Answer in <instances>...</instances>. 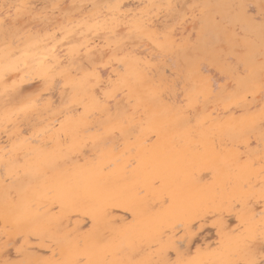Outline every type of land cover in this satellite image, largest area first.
<instances>
[{
    "label": "rangeland",
    "instance_id": "obj_1",
    "mask_svg": "<svg viewBox=\"0 0 264 264\" xmlns=\"http://www.w3.org/2000/svg\"><path fill=\"white\" fill-rule=\"evenodd\" d=\"M53 3L61 7L52 9ZM14 4L34 5L36 11L29 9L17 16L14 7L8 8ZM9 11L11 18L4 24L3 18ZM105 21L109 27L119 25L123 40L119 55L110 53L111 59L105 56L103 62L98 60L89 65L94 72L90 84L74 78L62 79L50 70L51 65L45 60L53 56V49L57 47L56 58L62 59L72 46L82 42L81 32L87 33L98 25L103 27ZM262 23L264 0H0V74L13 70L11 74L21 94H39L44 97L41 109L51 108L43 116L15 123L12 131L19 135L10 139L4 126L8 120L15 122L16 117L10 106L6 109L4 86L0 84V201L20 199L23 190L17 191L12 185L39 152L45 161L35 182L45 186L46 193L39 212L46 210L57 223L38 233L23 231L5 220L0 208V264L22 262L28 255L35 256L38 264L58 262L56 237L60 235L99 233L106 240L110 233L127 231L135 225L136 217L131 210L113 208L109 214L113 221L96 226L84 214L63 211L51 201L48 188L71 166L94 160L100 149L123 153L126 169L135 166L137 126L153 118L173 124L169 134L174 147L183 146L184 137L195 141L196 128L211 123L229 129L222 137L210 136L222 158L218 168L203 164L194 154H191L196 159L194 165L188 166L193 184L208 187L215 199L185 224L172 226L168 232L169 247L154 253L157 248L154 244L146 246V251L153 252L151 260L159 261L156 256L159 253L161 259L175 260L179 255L204 264L240 258L238 249L243 233L239 226L244 224L245 229L258 226L264 212ZM9 25L12 31L6 35ZM126 25L139 30L129 35ZM59 29L65 32V37L54 39L51 34ZM88 38L95 40L94 49L105 43L103 37ZM66 67L75 69L73 65ZM131 69L140 74L133 85ZM23 75L26 79L22 80ZM54 80H59L57 85ZM82 89L97 105L88 113L84 111L85 104L82 105L79 92ZM97 99L102 103H97ZM109 108L113 114H122L123 123L115 134L102 136ZM85 116L87 124L78 129L75 140L65 131L67 120L78 118L80 124V118ZM237 122L248 126L236 131ZM174 130L181 133L180 138H176ZM81 133L94 140L82 137ZM155 141L154 133L146 135V144ZM187 146L198 151L195 143ZM239 167L244 168L239 171ZM152 184L158 187L156 180ZM135 193L141 199L135 206L137 215H145L160 205L152 203L142 186L136 187ZM162 203L165 204L164 200ZM108 255L101 257L102 262H107ZM117 257L122 255L118 253ZM77 262L84 263L85 259L78 257L70 264Z\"/></svg>",
    "mask_w": 264,
    "mask_h": 264
},
{
    "label": "bare ground",
    "instance_id": "obj_2",
    "mask_svg": "<svg viewBox=\"0 0 264 264\" xmlns=\"http://www.w3.org/2000/svg\"><path fill=\"white\" fill-rule=\"evenodd\" d=\"M219 44L218 47L221 46ZM131 70L133 85L139 81L140 74L135 72L134 69ZM39 74H41V70ZM102 74L104 73L102 72ZM57 81L55 85L58 84ZM79 92L82 105L84 106L85 104L84 111L88 113L97 105L91 96L86 94L87 91L85 89ZM85 99L86 101L84 102ZM259 99L261 98L259 97ZM86 116L82 118L83 121L80 118V124L78 118L69 117L67 120L65 131L73 139L76 140L74 137L78 129L87 124ZM152 116L156 115L152 114ZM156 119L153 118L144 123L145 125L139 124L137 126L135 139H137L138 143L136 144L137 163L135 166L126 169L128 165L122 157L123 153H117L111 148L100 149L94 160H84L83 163L71 166L59 180L56 179L54 185L48 188L51 192V201L56 202L63 211L84 214L96 226L109 225L113 221L112 216L109 215L113 208L131 210L136 217L135 225L127 231H119L115 234L110 233L109 238L106 240H102L99 233H74L71 236L60 235L56 237L58 239L57 248L60 260L48 264H70L78 257L85 259L82 264H128L129 261L133 260H151L153 252L156 253L169 247L171 239L168 232H171L174 224H185L196 212L208 207V202H213L215 198L208 187H199L193 184L188 166L193 167L196 157L203 164L212 167L217 166L216 168H218L222 158L210 136L222 137L229 128L226 125H218L216 123H211L210 126L205 128H196L197 138L195 141L192 138L184 137L183 146L174 147L171 142L172 136L169 134L173 124ZM246 126H248V123L237 122L234 128L236 131H241ZM148 133L155 134L156 141L154 143H145ZM174 134L176 138L181 136V133L176 130H174ZM81 136L94 140L92 136H84L82 133ZM189 143L197 144L198 151L189 149L187 146ZM191 154H194L195 157ZM36 155V159L34 158L33 161L27 163V166L12 185L17 191L23 190L20 193V199L16 202L9 200L0 201V208L3 211L4 219L13 227L18 226L23 231L38 233L49 228L50 224L56 225L57 223L56 219H54L55 217L48 214L46 210L39 212L40 205L44 203L46 193L44 191L45 186L36 185L35 181H37L38 174L43 171L45 160L42 157L43 154L38 152ZM243 168L239 167L238 170H243ZM154 180L158 182L157 188L152 184ZM138 186L145 188L147 196L152 203L160 204L156 210L150 211L145 215H137L135 206L141 200L135 193V188ZM165 199L168 201L167 204L162 203ZM206 216L208 217V215ZM86 221L88 222L87 219ZM152 244L157 248L153 252L146 251V246ZM105 253L109 254V259L104 263L102 258ZM118 253L122 257L118 258ZM156 256L157 259H161L160 253ZM23 262L38 264L37 258L32 255L25 257ZM16 264H19V262H16Z\"/></svg>",
    "mask_w": 264,
    "mask_h": 264
},
{
    "label": "snow or ice",
    "instance_id": "obj_3",
    "mask_svg": "<svg viewBox=\"0 0 264 264\" xmlns=\"http://www.w3.org/2000/svg\"><path fill=\"white\" fill-rule=\"evenodd\" d=\"M13 7L16 9L17 16L29 9L33 12L36 11L35 6L29 4L8 5L9 10ZM58 7H61V5H57L56 3L51 5L52 9H56ZM99 7L103 8L105 6L99 5ZM168 7L171 8L172 5H169ZM10 18L11 12L9 11V15L3 18V23L8 24ZM126 27L129 26L126 25ZM262 27H264V23H262ZM138 30L139 29L134 30L129 27V35L132 31ZM10 31H12L11 25H9L6 29V35L7 32ZM121 32L122 30L119 28L118 24H113L109 27L108 21H105L103 27L98 25L97 28H89L87 33L81 32L82 42L72 46L68 54L63 56L62 59L56 58L55 49H53V56L46 57L45 63L51 65L50 70L57 73L62 79L74 78L82 83L90 84L94 72L89 65L96 64L98 60L103 62L105 56H108L109 59H111L112 56L110 53L119 55V48L123 40ZM51 35L54 39H61L65 37V32L62 29H59L56 33H52ZM89 36L96 38L103 37L105 41L103 47L94 49L92 45L95 43V40L89 39ZM67 42L70 43L71 41L68 40ZM54 60L55 63H53ZM77 61H79V63H77ZM66 65H73L75 66V69L73 70L71 67H66ZM12 71L13 70L9 69L0 74V84H3L4 86L3 95L5 96L6 109L10 106L13 109V115L16 117L15 122L8 120L4 126V132L9 134L10 139L19 135V133L12 131L15 127V123H18L22 119L29 120L36 118L37 116H43L44 111H51V108L41 109L40 105L41 101L44 99L43 96L39 94L23 96L21 94V91L16 86V81L13 79V75L11 74ZM21 79H26V77ZM42 79L44 78L42 77ZM10 80L12 81L11 85H9ZM46 83L47 80L45 79V84ZM260 89L262 95H264V78L261 79ZM107 94L108 92L106 91L105 95ZM97 103H102V101L97 99ZM106 111L108 114L103 120L105 132L101 134L102 136L115 134L116 131L121 130L118 126L123 123L122 114L120 112L113 114L110 109ZM261 123L264 125V109H262ZM262 165H264V162H262ZM262 173H264V166H262ZM164 203L166 204L167 200H165ZM261 217L262 221L256 227H249L245 229L244 224L239 226V231L243 233L240 247L238 249L240 258L223 261L220 262V264H264V212L261 213ZM168 251L170 252L172 249H168ZM12 264H16V262H12ZM19 264H30V262L22 261L19 262ZM77 264H82V262H77ZM128 264H204V262L182 259L178 255L175 260L170 258H165L155 262L152 260H133L129 261Z\"/></svg>",
    "mask_w": 264,
    "mask_h": 264
}]
</instances>
